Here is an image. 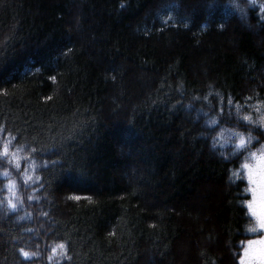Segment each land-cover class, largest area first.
<instances>
[{
  "label": "trees",
  "instance_id": "obj_1",
  "mask_svg": "<svg viewBox=\"0 0 264 264\" xmlns=\"http://www.w3.org/2000/svg\"><path fill=\"white\" fill-rule=\"evenodd\" d=\"M260 101L259 3L0 0V144L23 160L0 157V264H238L264 233L228 179L240 156L211 144Z\"/></svg>",
  "mask_w": 264,
  "mask_h": 264
},
{
  "label": "clouds",
  "instance_id": "obj_2",
  "mask_svg": "<svg viewBox=\"0 0 264 264\" xmlns=\"http://www.w3.org/2000/svg\"><path fill=\"white\" fill-rule=\"evenodd\" d=\"M210 95L211 93L203 97V100L209 106L212 105V101L209 98ZM216 95L222 102L223 95L220 92H217ZM228 103H232L231 99H229ZM186 107L191 109L192 104L189 103ZM255 110L259 115L253 118L251 113H241V106L237 104V116H242L243 121L251 125V127L248 130H243L237 127L221 126L212 137L211 144L213 149L217 146L222 149L219 154L225 160L240 156L238 166L230 168L229 177L239 179L243 172V178L248 185L245 191L251 193V198L243 201L246 207V214L251 218L245 223L244 229L251 234L257 233L258 230L264 231V138L255 131L258 128L261 132H264V103L258 102ZM197 112H202L206 117L204 120L206 126L214 127L219 123L220 116L218 114L209 115V109H197ZM229 148L230 151L225 150ZM19 152L20 150L18 149L13 154L17 168H19L21 159ZM28 167H33V165L30 164ZM2 174L5 177H10L7 182V189L10 194H15V178L11 177L7 169L3 170ZM23 175L25 179L30 178L28 168H25ZM243 243L246 244V247L243 248L238 264H264V235L249 239Z\"/></svg>",
  "mask_w": 264,
  "mask_h": 264
},
{
  "label": "snow or ice",
  "instance_id": "obj_3",
  "mask_svg": "<svg viewBox=\"0 0 264 264\" xmlns=\"http://www.w3.org/2000/svg\"><path fill=\"white\" fill-rule=\"evenodd\" d=\"M232 3H233V7H235L236 9H238V10H240L242 13H246V9H247V6L248 5H251V6H255L257 3H259L260 4V12L262 13V14H264V3H262V2H260V0H246V2L245 3H240V2H238V0H232ZM53 79H54V77H53ZM229 101V100H228ZM261 103H264V101H260ZM229 104V103H228ZM232 104V103H231ZM231 104H229V105H231ZM222 111V110H221ZM253 116V115H252ZM0 131H3L2 129H0ZM8 136L10 137L9 139H6L2 144H0V157H5V158H8V157H10V163H13L14 164V166H15V168L16 169H21L22 167H23V160H22V157H21V159H20V161H19V168H17L16 167V163H15V160H14V158H13V154L14 153H16L17 152V150L18 149H16V150H12V148L10 147V145L12 144V142H13V140L15 139L14 137H11V133H9L8 134ZM25 171V170H24ZM25 179V178H24ZM32 179V176L30 175V178L29 179H25V182H27L28 180H31ZM37 180H39L40 179V177H37L36 178ZM244 178L242 177V175H241V178H239V179H237V178H235V177H229V180L230 181H232L233 183H235L236 181H241V180H243ZM15 184H16V181H15ZM248 187V185L246 184V186L243 188V193H248V192H246L245 191V189ZM12 197H14L15 195H16V192H15V194H10ZM75 199H80V197H75ZM248 199H250V198H243V199H241L240 200V204L242 205V206H244V204H243V201H245V200H248ZM8 204L11 206V208H13V209H15L16 207H17V205L13 202V200L10 198L9 200H8ZM245 215L247 216V214L245 213ZM257 233H264V231H262V230H258L257 231ZM260 236V235H259ZM259 236H257L256 238H258ZM249 239H255V238H249ZM249 239H247V240H249ZM246 240V241H247ZM244 241H241V243L242 244H244V247H246V244L245 243H243ZM58 247L60 248V249H64V244H60V245H58ZM243 247V248H244ZM243 248L241 249V253H242V251H243ZM57 251V249L56 248H53L52 249V252L53 253H55ZM20 252L23 254V256L25 257V258H28V256H29V253L27 252V251H25L23 248H21L20 249ZM34 255V254H33ZM242 255V254H241ZM240 257V256H239ZM70 259V258H69ZM238 260H239V258H238Z\"/></svg>",
  "mask_w": 264,
  "mask_h": 264
},
{
  "label": "rangeland",
  "instance_id": "obj_4",
  "mask_svg": "<svg viewBox=\"0 0 264 264\" xmlns=\"http://www.w3.org/2000/svg\"><path fill=\"white\" fill-rule=\"evenodd\" d=\"M262 235H264V234H262ZM257 236H255V237H253V238H256ZM242 254V253H241Z\"/></svg>",
  "mask_w": 264,
  "mask_h": 264
}]
</instances>
